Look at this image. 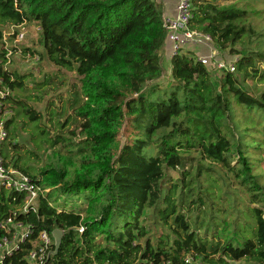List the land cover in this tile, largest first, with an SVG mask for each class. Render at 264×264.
I'll return each instance as SVG.
<instances>
[{
	"label": "trees",
	"instance_id": "trees-1",
	"mask_svg": "<svg viewBox=\"0 0 264 264\" xmlns=\"http://www.w3.org/2000/svg\"><path fill=\"white\" fill-rule=\"evenodd\" d=\"M162 14L156 0H0L1 25L38 29L41 51L22 52L79 79L67 106L49 114L53 134L43 126L32 135L50 151L45 165L11 164L15 118H44L31 96L13 94L32 76L8 69L18 46L0 50V116L10 112L0 155L49 190L17 219L34 236L63 232L46 264H264V173L254 171L264 162V90L254 94L264 83V0H194L190 29L239 55L235 71L213 80L194 57L200 46L184 45L170 58L172 90L151 100L141 91L165 72ZM12 195L0 190V220L24 197ZM25 253L4 262L24 264Z\"/></svg>",
	"mask_w": 264,
	"mask_h": 264
},
{
	"label": "rangeland",
	"instance_id": "rangeland-1",
	"mask_svg": "<svg viewBox=\"0 0 264 264\" xmlns=\"http://www.w3.org/2000/svg\"><path fill=\"white\" fill-rule=\"evenodd\" d=\"M156 1L161 6V8H163V11L167 16L169 17L175 16L178 0H156ZM219 3L227 4L229 2L222 1ZM261 19L262 21H264V15H262ZM16 28L17 31L15 32ZM0 31L2 35V41H1L2 44L0 43V50L2 48H9V46L10 47L14 45L18 46L17 53L13 54L11 57V61L10 64L8 65V69L10 71L15 70L22 75H26V74L32 75L31 77H28V79L25 81L26 88L21 91L15 90L13 94H15L17 97L20 98L31 96L32 98L27 101L28 104L32 106V108L36 112L40 113L41 116L44 118L42 121L37 122L36 125L37 127L35 126L34 123H31L20 116L15 118L14 120L15 134L17 135V138L12 141V144H15L16 148L12 149L11 151V156L13 157H12V161L10 162L11 164H13L17 160V158H23L25 159L24 161L26 163L27 160H29L27 164H29L32 168L40 169L47 162V156L49 155L50 151L46 147H42L38 151V148L35 145L36 136H32V135L34 134L39 135V129H41L43 126H46L49 129L50 134H53L54 132V129H52L53 125L48 123V120L50 118L49 114L51 113L52 110L60 111L61 106L63 104L66 105L67 99L70 97L71 92L74 91L73 85L78 86L79 79L77 75L74 74L73 72H68L62 69L59 70L53 65H51L47 60L38 62L36 56L32 58L27 53L25 54L22 52L21 48H30L41 51V47L39 46L38 29L33 24H24L18 27L0 24ZM164 45H165V59L170 60L174 43L166 37ZM212 47L213 49H216L219 55L218 58H220L227 64L232 63L234 61L236 62L240 58L239 55L229 54V49L223 50L214 45H212ZM200 50L201 52L199 53V55L204 54V52L206 53L208 51L206 45L200 46ZM234 50L240 52L241 51L240 45H236L234 47ZM247 50L254 51V47L250 45L247 47ZM197 55H194V57H196ZM162 64L166 65L165 62H162ZM210 72H212L213 74V75L211 74L213 80L215 79V77L218 78L219 76H221V72L217 70H213V68H210ZM44 76L50 78L49 84H47L46 86H42L36 90L34 83H32L33 79L34 81H37L39 83L44 80ZM171 90L172 88L169 85V73L166 71L165 68V72L159 78L150 82L148 86L142 89L141 92H144V94L149 99L152 100L157 97H162L164 93H168ZM263 90H264V83H258L256 90L254 91L255 96H258L261 92H263ZM36 94L42 96L43 99L37 101L35 97ZM67 112H69V109L67 110ZM9 114L10 112L7 111V114H5L3 118L6 119ZM61 121L63 122L64 118H61ZM242 125L247 126L244 122H242ZM129 132L130 130L125 121L118 135L120 146L125 142H127ZM258 138L260 139V141H258L257 143L264 144V139L261 136H259ZM31 153L36 154V156L32 155ZM21 164L22 161H19L18 165ZM262 164H263L262 169L259 166L257 167V165H255L254 171L258 170L259 172L264 173V162ZM61 200L63 202L62 198ZM65 202L68 203L67 200H65ZM234 264H246V263L241 261Z\"/></svg>",
	"mask_w": 264,
	"mask_h": 264
},
{
	"label": "built area",
	"instance_id": "built-area-1",
	"mask_svg": "<svg viewBox=\"0 0 264 264\" xmlns=\"http://www.w3.org/2000/svg\"><path fill=\"white\" fill-rule=\"evenodd\" d=\"M193 2L194 0H178L174 17L162 14L163 27L167 32L166 37L174 43L171 56L181 53L184 45H206L208 51L204 54H198L196 60L202 65L215 68L219 72L233 73L235 71V61L227 64L218 58L219 55L216 49L212 47L210 36L190 29ZM7 95V91H0V98L3 99ZM5 114L7 112L0 116V149L7 141L3 118ZM1 189L7 195L14 193L11 197L12 201H16L19 195L23 194L24 197L18 208H15L6 218L0 220V230L5 234L0 241V264H5V258L11 257L20 250L26 251L23 256L24 264H46L52 256L51 253L54 248L52 235L50 236L43 231L34 236L32 226L18 220L17 215L19 213L27 214L31 211L36 212L37 200L44 197L49 190L36 185L28 175L13 168L12 165H7V161L0 155ZM78 231L81 233L83 228H79ZM23 244H29V249L21 248ZM184 262L185 264H197L190 256H187Z\"/></svg>",
	"mask_w": 264,
	"mask_h": 264
},
{
	"label": "water",
	"instance_id": "water-1",
	"mask_svg": "<svg viewBox=\"0 0 264 264\" xmlns=\"http://www.w3.org/2000/svg\"><path fill=\"white\" fill-rule=\"evenodd\" d=\"M62 235H63V232H62V230H59V229H56L52 232V237L54 240V248H53V251L51 253L52 256H55L59 250V247H60L61 242H62Z\"/></svg>",
	"mask_w": 264,
	"mask_h": 264
},
{
	"label": "crops",
	"instance_id": "crops-1",
	"mask_svg": "<svg viewBox=\"0 0 264 264\" xmlns=\"http://www.w3.org/2000/svg\"><path fill=\"white\" fill-rule=\"evenodd\" d=\"M163 14H165V12L163 11ZM166 15V14H165ZM201 52V50H199V52H197V54H199ZM205 53V52H204ZM160 56L162 57V59H163V62H165L166 63V69H167V72L168 73H170V64H169V62H170V60L168 59V60H166L165 59V45H163V47H162V49H161V51H160Z\"/></svg>",
	"mask_w": 264,
	"mask_h": 264
}]
</instances>
